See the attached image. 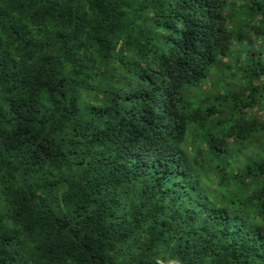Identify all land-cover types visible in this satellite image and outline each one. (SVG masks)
<instances>
[{
	"label": "trees",
	"instance_id": "16d2710c",
	"mask_svg": "<svg viewBox=\"0 0 264 264\" xmlns=\"http://www.w3.org/2000/svg\"><path fill=\"white\" fill-rule=\"evenodd\" d=\"M0 264H264V0H0Z\"/></svg>",
	"mask_w": 264,
	"mask_h": 264
}]
</instances>
